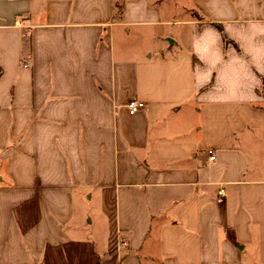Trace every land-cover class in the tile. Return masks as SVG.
<instances>
[{"label": "crops", "instance_id": "obj_1", "mask_svg": "<svg viewBox=\"0 0 264 264\" xmlns=\"http://www.w3.org/2000/svg\"><path fill=\"white\" fill-rule=\"evenodd\" d=\"M180 5L0 0V264H264V0Z\"/></svg>", "mask_w": 264, "mask_h": 264}, {"label": "built area", "instance_id": "obj_2", "mask_svg": "<svg viewBox=\"0 0 264 264\" xmlns=\"http://www.w3.org/2000/svg\"><path fill=\"white\" fill-rule=\"evenodd\" d=\"M22 66L26 67L27 64L25 62H23L22 63ZM142 106H143V103L140 102V101H136V100H132V101L128 102V104H127V108H128V111H129L130 114H134ZM209 153L211 154L210 157H209V159L210 160H214L215 159V156H214V154H212L213 152L212 151H209ZM224 195L225 194H224L223 189H219L218 192H217L216 201L219 202V203L223 202ZM127 245H128V242H127L126 239H122L120 241L119 246L121 248H125V247H127Z\"/></svg>", "mask_w": 264, "mask_h": 264}, {"label": "trees", "instance_id": "obj_3", "mask_svg": "<svg viewBox=\"0 0 264 264\" xmlns=\"http://www.w3.org/2000/svg\"><path fill=\"white\" fill-rule=\"evenodd\" d=\"M118 8H119L118 14H120L121 13V5L120 4L118 5ZM216 27L220 30V32L223 31L221 25L218 24V25H216ZM223 40H224L225 43L228 42L227 38L224 37V36H223Z\"/></svg>", "mask_w": 264, "mask_h": 264}, {"label": "rangeland", "instance_id": "obj_4", "mask_svg": "<svg viewBox=\"0 0 264 264\" xmlns=\"http://www.w3.org/2000/svg\"><path fill=\"white\" fill-rule=\"evenodd\" d=\"M189 2L190 0H180V4L183 6H187ZM181 5H180V8H181Z\"/></svg>", "mask_w": 264, "mask_h": 264}]
</instances>
